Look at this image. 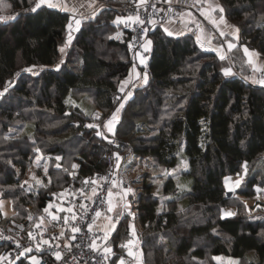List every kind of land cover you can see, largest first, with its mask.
I'll return each mask as SVG.
<instances>
[{"label": "trees", "instance_id": "16d2710c", "mask_svg": "<svg viewBox=\"0 0 264 264\" xmlns=\"http://www.w3.org/2000/svg\"><path fill=\"white\" fill-rule=\"evenodd\" d=\"M105 1L74 31L69 28L72 14L59 7L43 3L33 11L37 0H0V14L3 8L11 13L0 19V89L5 88L0 94V146L15 124L29 128L32 142L44 153L60 156L51 161L50 177H43L35 194L20 185L15 169L1 170L0 193L10 199L12 217L44 214L48 200L70 179L77 182L103 170L109 151L121 160L137 155L175 168L181 148L188 163L182 173L191 177L183 192L186 205L180 207L177 196L158 210L155 183L145 179L134 217L129 212L114 215L120 221L108 241L112 249L135 233L143 264H220L213 259L216 254L236 257L238 264H264V201H257L254 217L242 198L253 196L255 185L264 186V86L252 80L243 51L248 47L264 54V0H219L225 18L239 31L224 59L216 50L199 49L187 33L169 35L163 24L149 27L150 73L125 101L113 131L103 128L109 137L88 125L97 121L101 126L115 108L112 97L129 79L134 59L129 33L112 23L114 5L122 0ZM69 33L73 38L67 43ZM138 69L144 71L141 64ZM222 69H229V75ZM85 92L91 94L96 117L66 102L68 95L84 100ZM53 121L60 124L52 127ZM16 140L14 163L24 172L30 151ZM72 162L76 167L70 176ZM241 169L245 177L228 195L223 178ZM161 188L164 194L178 192L172 175ZM132 195L128 198L133 200ZM229 205L234 214L222 217L221 208ZM136 220L139 227L132 232ZM4 249L0 244V257ZM110 262L115 264V255Z\"/></svg>", "mask_w": 264, "mask_h": 264}, {"label": "built area", "instance_id": "2783aa9c", "mask_svg": "<svg viewBox=\"0 0 264 264\" xmlns=\"http://www.w3.org/2000/svg\"><path fill=\"white\" fill-rule=\"evenodd\" d=\"M54 1L47 0L46 4L53 5ZM93 1H99L101 6L107 5L105 0ZM195 1L122 0L114 5L120 19L114 18L112 23L129 33L128 49L134 60L143 59L141 65L144 72L150 73L149 57L153 49L152 45L148 51L142 47L146 40L145 30L147 33L148 28L155 24L172 23L180 27L183 33L194 37L199 49L214 50L209 42L199 36V24L196 20L186 18L182 13L183 9L193 10ZM129 17L133 19L130 20ZM258 73L259 81L264 86V71L260 70ZM122 95L121 90L116 91L112 101L117 104ZM121 161L118 153L109 151L103 170L88 174L77 182L70 179L53 194L44 208L45 213L38 217L29 214L16 220L13 217L5 218L0 213V244L5 245L0 264H33V258L38 264H114L110 262L114 255L115 264H135V259L140 254L138 241L133 246L123 244L116 251H105L103 246L111 239L115 228L103 232L98 225L111 201L108 191L117 183L118 165ZM121 185L127 186L123 181ZM53 211L56 216L50 218ZM97 211L101 214L99 217L96 216ZM112 219L118 224L120 216H113ZM73 228L78 231L73 232ZM26 249L30 251H25ZM130 249L135 251L134 257L129 254ZM56 253L60 254L59 259Z\"/></svg>", "mask_w": 264, "mask_h": 264}, {"label": "rangeland", "instance_id": "374dc122", "mask_svg": "<svg viewBox=\"0 0 264 264\" xmlns=\"http://www.w3.org/2000/svg\"><path fill=\"white\" fill-rule=\"evenodd\" d=\"M215 1L218 3H215L214 7L217 11L220 12L221 9H223V7L220 4L219 0H215ZM196 5L197 4H195V6ZM54 6L55 5H53V7ZM201 6H206V3L203 2ZM199 7H200V4L197 5V8ZM62 10L72 12L71 9L67 5H64ZM0 15L3 17V19H7L11 16V13H10V10L3 8ZM115 18L120 19V15L117 14ZM73 28L74 26L72 22L70 29H73ZM209 28L210 27L208 25V28L206 27V29H209ZM73 30L76 31V29H73ZM166 33H169V31L167 30ZM111 35H114V36L118 35V31ZM221 36H222L221 34L220 35L216 34L214 37L216 39H221ZM72 38L73 36H71L70 34L66 40L67 43H69V41H71ZM229 43L232 44V47L235 45L234 42L231 41V39L227 37V41L225 42L227 50H230L232 48L231 47L229 49L228 47ZM214 47L216 50L220 52L224 49L223 45H218L217 43L214 44ZM62 48H63V51H61V54H62L61 58L63 59V56L65 55V46L61 47V49ZM145 74L148 76V74L144 72L143 70L140 72L137 69V67H135L133 70L131 68L130 73H129V79L125 81L126 83L123 86L124 88L121 87L123 89H127L130 87V89L125 93L124 96H121V98L115 105V108L110 112L109 116L106 117L102 121L101 126H99L100 124L97 121H91L89 123L94 124L97 127H100L99 131L103 132L104 135H106V137H109L110 134L106 133L108 129L107 127H104V124L111 118L116 108H118L121 103L124 104L125 101L132 96L134 89L143 85L144 82L143 80H141V78L144 79ZM252 80L256 81L257 84L262 85L259 81V73L253 74ZM4 91H5V88H1L0 94L3 93ZM129 93L131 95H129ZM83 96H84V100L82 98L73 99L68 95L66 97V102L68 104H72L73 106L75 105L80 106L84 110L87 116L96 117L97 113L93 110V106L90 103L91 94L89 92H85ZM125 97H127L126 100L124 99ZM53 122L54 123L50 124V126L52 127L53 126L57 127V125L60 124L59 121H53ZM103 128L106 132H104ZM10 129H11L10 135L8 137L7 136L3 137L4 145L0 146V173H2L1 170H3L5 167H11L15 169L20 185H22L27 192L35 194L37 190L39 189V184L42 182L43 177H46L47 179H49L50 177L49 165L51 161L52 160L58 161L60 159V156L52 155L49 153H44L43 150L40 149L36 143L32 142L33 133L29 131L30 130L29 128L20 129L15 124H13L10 127ZM16 139H19V142H21V146L26 147V149L30 151L28 162L26 164V168L24 172H20L19 167L14 163V159H15L14 148H15V142L17 141ZM73 165H74L73 162L70 163V170L68 171L70 176L74 174ZM187 168H188L187 159L182 154L181 148L178 153V161H177V165L175 166V168L159 167L155 164V162L152 159L148 157H139L137 155H131L129 158L122 160L121 163L118 165L119 178L117 179V183L114 186L110 187L108 191L109 197L110 199H112V207L109 208L111 210L109 211V209H106L103 212L102 219L100 220L98 224L99 228L103 232H106L109 228L114 229L117 226V224L116 222L113 221L112 217L117 212L121 214L124 212H129L132 215V217H134L136 213V205H137L136 200L138 199L139 193L142 190V183L147 178L148 180H151L152 183H155L154 185L155 188H153V192L156 191L155 193L158 195V198L160 199L159 206L157 207L158 210L163 208L162 205L167 200L176 198L177 196L179 197V203H178L179 206L180 207L185 206L187 203V198L183 194V192L187 191L191 186V177L185 173H182ZM168 175H172L176 180L178 192L175 195L164 194L162 192L161 184ZM244 177H245L244 169H241L240 171L235 172L233 174L225 175L223 178V183L226 189V193L228 195H232V193L238 188V186L240 185ZM122 181L125 182L127 186L125 187L122 186L121 185ZM237 181H239L238 184H237ZM254 188H255V194L253 196H243L242 198L245 204L248 205V207H251L250 208L252 209L251 211H254V210L258 211L257 207H259L260 204L257 201H260V202L264 201V186L255 185ZM131 192L133 194L132 195L133 200L131 198L130 199L128 198V194ZM254 204L256 205L254 206ZM256 211L252 212V213H255L253 215L254 217L258 216V213ZM234 212H235V207L233 205L224 206L221 208L220 215L222 217H227V216L233 215ZM0 213L5 218H9L13 216V207L8 197L0 198ZM226 213H230L231 215H227ZM55 216H56V212L53 211L52 213H50V218H54ZM138 227L139 226L137 224V220L133 221L132 227H131L132 232L133 230L135 231V229H137ZM136 243H137V236L135 233H132L125 240L124 244L133 246ZM162 243H164V241H162ZM103 249L105 251H109L112 249V245L110 243H107L103 246ZM130 250L131 252L128 251L129 254L134 257L135 251L133 249H130ZM213 259L215 262H218L220 264H238V258L230 256V255L216 254L213 256ZM135 264H143V263L141 259L136 258Z\"/></svg>", "mask_w": 264, "mask_h": 264}, {"label": "crops", "instance_id": "0c3cea01", "mask_svg": "<svg viewBox=\"0 0 264 264\" xmlns=\"http://www.w3.org/2000/svg\"><path fill=\"white\" fill-rule=\"evenodd\" d=\"M203 2L206 3V6H201ZM215 3L218 2H216L215 0H196L195 4L197 5L200 4L199 8H197V5L195 6L194 4L193 10H195L196 13L192 9H183L182 13L186 16V18H192L194 19V21L196 20L195 22L199 24L198 25L199 36L202 37L207 42H209L213 46L214 50H216L214 44L217 43L218 45H223L224 49L221 52L218 50L216 51L220 56H225L228 51L225 45V42L227 41V37L229 36L228 38H230L231 41H233L235 44L236 43L235 40L239 37V31L236 26L231 24L225 18L223 11L219 12L215 9L214 7ZM53 5H55V7H59L60 9H62L64 5H67L71 9L72 12L70 13L73 16V20H72L74 26L73 29H77L80 25V24L77 25L75 23L77 20H79L81 23V21L84 18L93 16V14H95L96 11H98L102 7L99 1H93V0H55L53 2ZM221 17H223V20H221ZM198 19H200V21ZM208 25L210 28L206 29V27L208 28ZM162 26L164 30L167 29L170 33L173 34L183 33V30L180 27H177L172 23H163ZM221 33H223L224 36ZM216 34L219 35L221 34L222 40L220 41L214 40L215 39L214 36ZM243 51L245 53V57L247 61L250 63L251 68L253 69L254 74L258 73L260 70L264 71V54H262L256 49H250L248 47H244ZM139 64H141V60L139 58H136L131 67L132 70L135 67H137L138 69ZM123 88H120L121 91L123 92L122 96L125 95V93L130 89V87L127 89H123ZM109 207L110 208L112 207V203L110 204Z\"/></svg>", "mask_w": 264, "mask_h": 264}, {"label": "snow or ice", "instance_id": "6c2138e0", "mask_svg": "<svg viewBox=\"0 0 264 264\" xmlns=\"http://www.w3.org/2000/svg\"><path fill=\"white\" fill-rule=\"evenodd\" d=\"M44 2H46V0H38V2L36 3L35 7L32 10L35 11L37 8H39L41 6V3H44ZM52 6H53L52 4H49V7H52ZM222 11H223V9H221V12ZM0 19H3V17H0ZM128 19L131 20L133 18L132 17H129ZM136 20H139V17H136ZM221 20H223V17H221ZM75 23L77 25H79L80 24V21L77 20ZM141 23H142V21H141ZM69 28H71V24L69 25ZM77 30H79V29L77 28ZM166 31H167V29H166ZM168 34L171 35L172 33L169 32ZM221 34L223 35V33H221ZM145 35H146V30H145ZM151 43L152 42L150 40H145V43L142 45V47H144V50L145 51H148L149 50ZM228 47L230 49L232 47V44L229 43L228 44ZM61 51H63V48L61 49ZM221 59H224V57L221 56ZM141 62L143 63V59H141ZM222 71L224 72L225 75H229V73H230V70L229 69H222ZM144 79H145V82H146V80H147V75L146 74H145ZM129 95H131V94L129 93ZM124 99L126 100L127 97H125ZM123 106H124V104L121 103L120 106L118 108H116L115 112H113L111 118L104 124V127H107V129H108L109 132H112L113 131V129L115 127V124L119 121V115L118 114L120 113V111L123 108ZM88 126L89 127H94L96 125H88ZM101 134L102 133L100 131L97 132V135H101ZM73 167H76V165H73ZM87 182L88 181H85V183H87ZM238 183H239V181H237V184ZM129 191H130V189H129ZM110 210L111 209H109V211ZM45 211L47 212L48 209L46 208ZM226 214L227 215H231L230 213H226ZM100 215H101L100 212L97 211L96 212V216L99 217ZM89 228H91V225H89ZM76 231H78V229L73 228V232H76ZM25 251H30V249H26ZM56 256H57L58 259L60 258V254L59 253H56ZM33 264H38V261H36L35 258H33Z\"/></svg>", "mask_w": 264, "mask_h": 264}]
</instances>
